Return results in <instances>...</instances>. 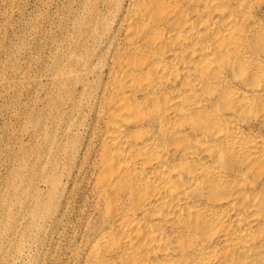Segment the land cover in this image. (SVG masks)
<instances>
[{"label":"bare ground","instance_id":"1","mask_svg":"<svg viewBox=\"0 0 264 264\" xmlns=\"http://www.w3.org/2000/svg\"><path fill=\"white\" fill-rule=\"evenodd\" d=\"M108 39L84 264H264V0H126Z\"/></svg>","mask_w":264,"mask_h":264},{"label":"rangeland","instance_id":"2","mask_svg":"<svg viewBox=\"0 0 264 264\" xmlns=\"http://www.w3.org/2000/svg\"><path fill=\"white\" fill-rule=\"evenodd\" d=\"M125 4L0 0V264H84L96 217L84 147L100 80L81 77Z\"/></svg>","mask_w":264,"mask_h":264}]
</instances>
